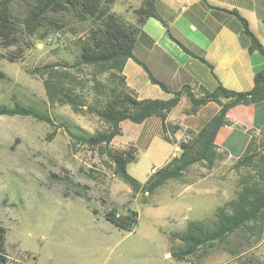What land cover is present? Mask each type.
<instances>
[{"label":"rangeland","instance_id":"rangeland-1","mask_svg":"<svg viewBox=\"0 0 264 264\" xmlns=\"http://www.w3.org/2000/svg\"><path fill=\"white\" fill-rule=\"evenodd\" d=\"M10 1L16 22L21 21L26 0ZM60 18L64 27L57 30L42 26L28 33L19 25L10 40L0 37V105L33 107L54 124L0 115V225L6 250L34 264H264V224L259 222L200 247L186 260L171 255L183 245L175 238L179 229L193 220L210 225L215 208L240 191L247 170L234 167L235 160L226 154L220 153L212 164L189 165L178 178L147 194L132 190L114 174L102 147L72 145L62 123L90 133L104 130L94 106L99 108L104 94L120 85L116 71L63 67L64 61H76L79 42L87 39L92 21L79 22L64 13ZM48 63L70 73L62 82L80 94L79 111L48 101L47 75L42 74ZM255 136L261 142L259 131ZM108 148L120 147L111 141ZM150 165L141 153L126 170L144 181ZM197 180L200 184L194 187L210 193L176 194V187ZM197 201L201 208L193 206ZM112 208L125 221L123 226L107 219Z\"/></svg>","mask_w":264,"mask_h":264},{"label":"trees","instance_id":"trees-1","mask_svg":"<svg viewBox=\"0 0 264 264\" xmlns=\"http://www.w3.org/2000/svg\"><path fill=\"white\" fill-rule=\"evenodd\" d=\"M148 8H140L138 13L154 15L151 1L143 0ZM114 0H26L25 15L21 21L16 22L13 16L10 0H0V37L5 41L11 39L16 27L23 25L28 33H34L42 26L57 30L64 27L61 15L71 14L77 20H91L92 25L87 31V39L79 42V54L76 61L70 64L63 62L65 66H89L93 70H111L117 72L120 87H113L104 94L101 106L95 107L99 118L106 124L102 131L86 132L70 122H63L62 127L71 138L72 145H88L102 147L111 161L113 172L119 176L134 191H142L152 194L158 187L168 180L178 178L182 171L189 165L204 161L212 164L220 153L215 144V136L224 124L229 121L226 118L227 110L238 103L250 104L264 99V69L257 71L253 77V86L245 92H234L218 86L213 91L203 90L201 96H195L186 91L191 106L187 112L193 113L197 108L210 100L217 101L221 108L207 124L197 133H191V138L179 142L181 150L179 156L172 157L165 165L153 171L143 183L129 174L126 165L135 160L134 148L127 145L124 148H108L112 139L120 134V122L130 120L141 122L145 118L155 115L163 122L164 130L179 129L178 125L166 123L168 112L178 103L180 92H176L171 99H138L135 92L128 88L121 74L123 62L128 57H133V45L136 27L126 24L119 16L110 10ZM244 32L250 38L249 49L256 50L264 56V46L260 44L256 36L248 28L247 21L239 16ZM56 63L46 64L47 75L44 79V88L48 101L69 104L73 110L79 111L83 105L80 94L62 79L70 77L65 70H56ZM73 78L71 79V81ZM152 81L158 82L152 78ZM163 86V85H162ZM164 87V86H163ZM186 90V89H185ZM93 107V106H92ZM31 116L41 121L54 125L51 118L33 107L15 104L13 107L0 105V115ZM263 135L261 142H257L255 133L252 132L250 141L244 153L235 159L234 167L244 168L247 172L241 178V189L236 196L215 208V219L211 224L203 221H189L186 228L178 232L175 238L182 242V246L173 249L171 255L179 260H186L204 245H213L217 241H223L228 235L248 227L251 223L264 224V127L259 130ZM165 139H168L165 136ZM253 172L252 176L249 174ZM135 214V212H133ZM116 226H123L124 220L111 209L107 214ZM135 218H132V222ZM5 229L0 225V264L5 259ZM191 264H195L189 260Z\"/></svg>","mask_w":264,"mask_h":264},{"label":"crops","instance_id":"crops-1","mask_svg":"<svg viewBox=\"0 0 264 264\" xmlns=\"http://www.w3.org/2000/svg\"><path fill=\"white\" fill-rule=\"evenodd\" d=\"M149 1L154 15L138 13L140 8H148L143 0H114L110 6L121 20L136 27L135 58H126L121 68L127 87L142 100H168L180 92L178 103L165 120L179 129L164 130L162 119L152 115L141 122L121 121L120 134L112 139L117 147L134 148L135 160L126 167L137 163L141 153L147 155L151 165L141 183L179 155V142L188 133L199 132L221 108L217 101L210 100L195 112H187L191 103L186 91L198 97L203 90L213 91L218 86L245 92L252 88L254 74L264 69V56L249 49L250 38L239 19L240 16L247 21L250 31L264 46V0ZM226 118L229 123L220 126L215 144L218 150L226 152L228 159L235 160L244 153L252 132L256 134L264 127V99L235 104L227 110ZM199 181L176 187V194H208L209 190L203 192L194 187ZM193 206L200 207L198 201ZM5 252L14 256L6 248Z\"/></svg>","mask_w":264,"mask_h":264},{"label":"built area","instance_id":"built-area-1","mask_svg":"<svg viewBox=\"0 0 264 264\" xmlns=\"http://www.w3.org/2000/svg\"><path fill=\"white\" fill-rule=\"evenodd\" d=\"M5 259L1 264H34L27 259V256H10L5 254Z\"/></svg>","mask_w":264,"mask_h":264}]
</instances>
